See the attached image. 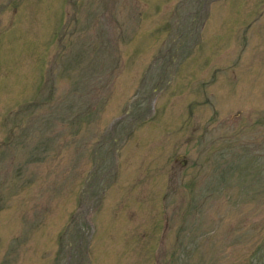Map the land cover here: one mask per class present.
I'll return each mask as SVG.
<instances>
[{
    "label": "rangeland",
    "instance_id": "rangeland-1",
    "mask_svg": "<svg viewBox=\"0 0 264 264\" xmlns=\"http://www.w3.org/2000/svg\"><path fill=\"white\" fill-rule=\"evenodd\" d=\"M0 264H264V0H0Z\"/></svg>",
    "mask_w": 264,
    "mask_h": 264
}]
</instances>
